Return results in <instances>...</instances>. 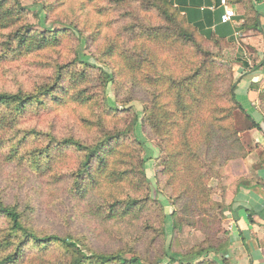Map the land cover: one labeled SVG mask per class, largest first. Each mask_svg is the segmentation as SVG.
<instances>
[{"label": "trees", "instance_id": "1", "mask_svg": "<svg viewBox=\"0 0 264 264\" xmlns=\"http://www.w3.org/2000/svg\"><path fill=\"white\" fill-rule=\"evenodd\" d=\"M22 1L0 0V69L45 60L29 84L0 87V167L13 170L0 180V264H228V206L214 198L210 182L221 172L234 182L229 199L251 182L264 188L244 176L243 163L253 148V168L264 169V147L243 144L235 112L249 122L245 132L260 127L237 101L231 69L210 52L234 42L190 23L172 0H104L103 14L116 23L104 53L119 60L114 74L81 57L91 36L71 22L35 28ZM49 7L42 3L39 13ZM256 21L245 16L242 27ZM64 39L76 42L72 58H50ZM138 93L141 119L133 105ZM68 107L81 114L59 129L49 119ZM259 110L264 119V90ZM139 124L158 142L155 181L173 207L169 214L151 195ZM41 192L55 199L61 222L85 218L96 237L114 245L97 249L83 233L40 229L34 202ZM184 228L202 239L177 250Z\"/></svg>", "mask_w": 264, "mask_h": 264}, {"label": "rangeland", "instance_id": "2", "mask_svg": "<svg viewBox=\"0 0 264 264\" xmlns=\"http://www.w3.org/2000/svg\"><path fill=\"white\" fill-rule=\"evenodd\" d=\"M42 3L45 4V6L50 7L39 13ZM22 4L26 8H29V20L35 28H38L37 26H39V22H41V26L46 27H49L56 21H61L64 23L71 22L75 24L77 29L82 31L83 35L91 36L79 51L81 57L90 61V63H93L96 66L102 67L109 72H113L114 74L120 72L119 60L117 58L109 57L108 54H104L108 49L110 40H112L114 37V26L116 24L111 20L110 16L103 14V12H106L103 9L106 7V2L104 0H23ZM75 44L76 42L74 40L64 39L63 44L58 49V51L49 54V57L55 60L60 59L61 62L70 60V58L73 56ZM210 52L213 54L215 62L222 63L227 68L231 69L233 76V64L231 59H233V54L237 52L236 46L222 50L211 48ZM44 58L31 57L6 67V69H0V87L11 89L14 87L13 82L16 80L29 84L34 78H36L37 75H40L39 62L41 60H45ZM162 58H167V56H162ZM97 59L100 62H97ZM48 61L50 60L48 59ZM103 62H106L109 64V66H106L103 64ZM30 77L33 79H29ZM108 94L111 97L114 96L112 85H110L108 88ZM140 96L141 93L135 95L136 98L133 102V105L136 107L138 115L141 119L143 104L139 100ZM75 112L81 114V109H73L72 107H68L64 110H59L57 114H55L49 120L53 122L59 129L69 126L72 127L74 126V117L76 115ZM234 116L235 127L241 132L240 137L243 144L247 148L248 146H255L254 138L252 136L254 132H245L243 130L244 128H242L243 121H246L245 118L239 112H235ZM44 122L45 120H42L41 124H44ZM136 133L144 141L146 146L144 157L147 162L146 167L147 175L150 179L151 195L152 197L158 198L164 204L165 212L169 214L172 212L173 207L170 206V202L161 186L155 181V173L158 169V162L161 158L158 142L147 138L142 132L140 124L136 126ZM255 150L252 148L251 154ZM249 157L250 155L243 160L246 169L249 167V164H251ZM252 166L253 165H251V168ZM11 172H13L11 168L0 167V180L4 182L5 179H9L11 177ZM221 176L222 177L220 180H212L210 182V186L216 191L214 198L220 201L224 198V203L228 206L230 199L227 198L226 194L231 193V190H234L235 183H227L222 172ZM9 183L14 186L12 181ZM223 191L225 193L221 195ZM41 196L42 197H37L36 195V201L34 202V205H38L40 208L37 219V224L40 229H50L61 234L83 233L85 237L89 239L90 243L97 249L108 250L114 245V241L107 235L96 237L95 233H93V225H91V222L85 218H76L69 223L61 222V219L55 215V210L57 208V205L53 204L55 199L45 198L43 192H41ZM168 232L170 233V227H168ZM201 239L202 235L198 231L192 230L190 228H184L176 236L174 245L178 250L194 245L201 241Z\"/></svg>", "mask_w": 264, "mask_h": 264}, {"label": "crops", "instance_id": "3", "mask_svg": "<svg viewBox=\"0 0 264 264\" xmlns=\"http://www.w3.org/2000/svg\"><path fill=\"white\" fill-rule=\"evenodd\" d=\"M187 20L207 33L232 40L237 52L231 59L236 81L235 95L242 109L260 127L253 133L254 145L264 147V119L259 111V96L264 89V0H227L235 17L220 23L221 0H172ZM245 16L255 18L256 25L242 27ZM250 126L243 121V130ZM257 153L250 154L251 164L244 175L264 184V169H254ZM251 165L252 168H251ZM252 214L251 219L248 215ZM229 247L225 254L228 264H264V188L254 182L240 188L230 199L225 213Z\"/></svg>", "mask_w": 264, "mask_h": 264}, {"label": "built area", "instance_id": "4", "mask_svg": "<svg viewBox=\"0 0 264 264\" xmlns=\"http://www.w3.org/2000/svg\"><path fill=\"white\" fill-rule=\"evenodd\" d=\"M219 5L222 8L220 23L222 24L230 23L235 17V13L233 9L229 6L227 0H221Z\"/></svg>", "mask_w": 264, "mask_h": 264}]
</instances>
